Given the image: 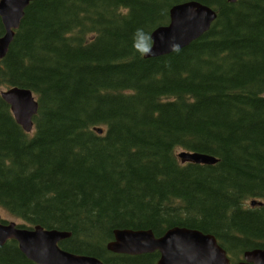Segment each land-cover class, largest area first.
Returning a JSON list of instances; mask_svg holds the SVG:
<instances>
[{
  "label": "trees",
  "instance_id": "16d2710c",
  "mask_svg": "<svg viewBox=\"0 0 264 264\" xmlns=\"http://www.w3.org/2000/svg\"><path fill=\"white\" fill-rule=\"evenodd\" d=\"M180 1L28 4L0 88L27 87L38 107L26 131L0 94V208L70 231L62 248L106 264H157L158 250H109L117 227L198 228L231 263L264 248V0H198L216 10L209 28L145 56ZM177 149L217 160L183 162ZM0 264L41 263L10 238Z\"/></svg>",
  "mask_w": 264,
  "mask_h": 264
},
{
  "label": "water",
  "instance_id": "95a60500",
  "mask_svg": "<svg viewBox=\"0 0 264 264\" xmlns=\"http://www.w3.org/2000/svg\"><path fill=\"white\" fill-rule=\"evenodd\" d=\"M32 0H0V19L4 32L0 36V58L10 45L23 17L24 10ZM235 1V0H229ZM216 10L198 0H183L169 8V20L151 31V44L145 56H156L179 49L199 37L211 25ZM10 104L15 119L27 131L33 126L32 117L38 101L32 91L23 86L11 85L0 90ZM97 130L101 132L102 128ZM181 161L213 163L216 156L197 150L177 152ZM255 199L251 203H255ZM261 202V201H260ZM70 235V231L47 228L40 224L31 226L5 220L0 214V244L8 238L17 241L19 249L31 260L41 264H106L92 254L76 253L62 248L58 242ZM114 252L142 253L158 250L157 264H232L226 249L216 236L198 228L173 225L162 234L155 235L150 228L117 227L113 238L106 244ZM233 264H264V248L244 250L242 259Z\"/></svg>",
  "mask_w": 264,
  "mask_h": 264
},
{
  "label": "rangeland",
  "instance_id": "374dc122",
  "mask_svg": "<svg viewBox=\"0 0 264 264\" xmlns=\"http://www.w3.org/2000/svg\"><path fill=\"white\" fill-rule=\"evenodd\" d=\"M1 88H3V86ZM177 151H178V149H177ZM0 214L6 220H15L17 222H21V220L19 218L15 217V216H13L11 214H9L7 211L3 210L2 208H0Z\"/></svg>",
  "mask_w": 264,
  "mask_h": 264
}]
</instances>
